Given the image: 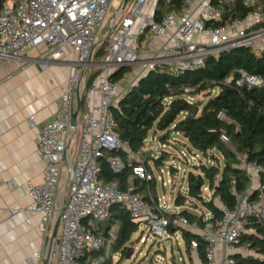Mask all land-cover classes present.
I'll return each mask as SVG.
<instances>
[{
	"label": "built area",
	"instance_id": "2783aa9c",
	"mask_svg": "<svg viewBox=\"0 0 264 264\" xmlns=\"http://www.w3.org/2000/svg\"><path fill=\"white\" fill-rule=\"evenodd\" d=\"M113 1L2 0L0 5V71L7 60H18L28 50L42 45L44 48L37 57L42 64L66 57L67 47L73 52V58L66 60L70 70L58 99L56 116L44 124L38 138L41 156L46 161L44 180L30 182L28 188L32 198L29 210L40 213L38 227L42 231L47 230L54 213L60 214L50 254L56 264H81L79 257L86 251H104L92 259V264H98L103 256L108 257L119 225L114 223L102 231L99 223L108 219L115 202L127 208L134 220L144 221L160 239L165 234L175 235L167 230L169 220L164 213L176 211L173 205L162 203L158 196V211L137 189L135 178L146 182L154 176L143 162L131 163V177L126 187L118 180L105 182L100 178L101 157L109 161L112 170L122 171L126 167L120 155L107 154L113 149L128 147L116 130L111 108L120 98L119 84L123 78L113 79L112 72L128 65L142 66L145 70L160 65L176 72L193 70L204 65L210 56L218 57L226 50L244 46L264 51V0H182L180 8L171 10L167 8L173 0H128L125 4V0H118L117 8L113 7ZM110 11L114 14L106 24ZM107 25L109 31L104 35ZM104 42H107L106 52L98 59L96 49ZM93 67L96 69L89 73ZM237 82L247 88L261 87L264 77L241 70ZM77 87L83 93V103L78 127L73 132L71 119ZM219 117L225 118V113L220 112ZM28 122L31 127L35 126L33 113L28 116ZM74 138L78 143L75 164L70 157ZM220 138L230 142L224 130ZM181 152L187 157L186 151ZM192 154L197 161L205 158L204 162H212L198 151ZM238 155L240 159L235 167L245 171L254 185L244 192H236L231 205L224 203L218 194L216 201L221 213L217 217L213 218L208 210L201 214L202 223L191 221L185 215L172 219L175 226L199 233L206 241L207 258L203 264H234L232 254L246 231L245 219L254 215L264 224V184L260 180L263 167L249 159L247 153ZM167 167L170 173V165ZM64 175L69 178L65 191L69 195L61 204ZM161 178L165 185L167 181ZM168 182L172 183V178ZM211 198L212 194L208 200ZM11 211L17 213L20 208L14 207ZM191 246L196 250L198 240L192 239ZM33 257L41 258V251H35Z\"/></svg>",
	"mask_w": 264,
	"mask_h": 264
},
{
	"label": "trees",
	"instance_id": "16d2710c",
	"mask_svg": "<svg viewBox=\"0 0 264 264\" xmlns=\"http://www.w3.org/2000/svg\"><path fill=\"white\" fill-rule=\"evenodd\" d=\"M182 0H173L167 8H180ZM2 0H0L1 5ZM103 45V46H102ZM96 49L95 57L100 58L107 49L104 42ZM131 66L121 67L111 76L115 80L122 79ZM241 70L261 74L264 77V51H255L251 47L226 50L218 57L210 56L204 65L193 70L177 71L164 65L143 73L127 91L111 106L115 116L116 130L121 139L128 144L127 148L113 149L107 154H118L126 162L122 171L112 170L105 157L100 159V178L105 181L118 180L123 187L130 181L131 163L143 162L148 171L153 173L152 162L161 168L166 161L163 149L161 156L147 155L146 146L150 136L167 145L180 141L190 152H200L202 156L212 159L204 162L202 159L196 167L200 173L188 172V190L191 196L199 198L213 214L220 215L221 210L216 196L228 205L235 202L236 192H244L250 183V177L245 171L235 167L239 161L238 153H247L249 159L261 164V183L264 184V86L247 88L237 81ZM203 94L204 98L199 96ZM224 112L225 118L219 113ZM226 131L230 138L227 143L220 138L221 131ZM214 150L223 155V165ZM140 154L141 160L131 153ZM177 167L170 164V173L176 175ZM138 191L144 192L145 200L158 210L157 178L141 182L135 178ZM208 180L213 194L210 200L204 198L202 186ZM142 183V184H141ZM141 188V189H140ZM186 195L180 190L175 199V205L185 204ZM111 213L105 222H100V230L104 231L114 223L119 225V233L112 250H122L127 255L128 246L134 232L140 224L134 220L130 211L123 208L120 202H115ZM159 211V210H158ZM168 218L167 230L176 234L181 230L186 242L188 253L193 249L192 239L198 240L197 256L202 263L206 262V241L199 233L172 224L176 216L185 215L191 221L202 223L201 215L188 208L181 211H165ZM163 213V214H164ZM105 225V226H102ZM246 231L241 235L239 246H246L249 254L240 251L233 252L234 264H264V224L254 215L245 219ZM104 228V230H103ZM103 250L86 251L79 257L81 264H92V259L98 258ZM98 264H105L100 261Z\"/></svg>",
	"mask_w": 264,
	"mask_h": 264
},
{
	"label": "crops",
	"instance_id": "0c3cea01",
	"mask_svg": "<svg viewBox=\"0 0 264 264\" xmlns=\"http://www.w3.org/2000/svg\"><path fill=\"white\" fill-rule=\"evenodd\" d=\"M43 48L42 45L30 49L18 60H7L0 71V264H46L48 242L59 214L54 213L47 230L42 231L38 227L40 213L29 210L32 202L28 194L29 183H41L46 168L38 138L44 124L56 116L58 99L70 70L66 60L73 58L72 50L67 47L66 57L42 64L37 57ZM134 68L119 84L120 97L147 71L142 66ZM77 90L78 87L76 94ZM32 113L36 119L34 127L28 122ZM72 149L73 144L70 157L75 164L78 144L74 151ZM135 157L142 159L140 154ZM63 168H67L66 161ZM63 181H66L65 177ZM254 184L250 180L248 186ZM68 195L66 192L65 197ZM14 207L20 211L12 213ZM241 248L239 246L236 251L245 254ZM35 251H41L42 257H33ZM188 254L192 264H203L195 249ZM48 264L56 262L49 258Z\"/></svg>",
	"mask_w": 264,
	"mask_h": 264
},
{
	"label": "rangeland",
	"instance_id": "374dc122",
	"mask_svg": "<svg viewBox=\"0 0 264 264\" xmlns=\"http://www.w3.org/2000/svg\"><path fill=\"white\" fill-rule=\"evenodd\" d=\"M130 1L131 0H129V2ZM112 5L114 8H117L120 5V2L118 0H114L112 2ZM113 14L114 12H109L106 19V24L109 22ZM108 31L109 27L107 25L103 31V34H107ZM195 38L204 40V38H202L201 36H196ZM100 45L98 47H100ZM131 69L135 70L136 68H134L133 66L131 67ZM131 69L125 73V77H127V75L131 73ZM93 70H90L89 73L93 72ZM173 71L177 73L175 70ZM199 98L203 99V94H201ZM72 143V150L74 151L75 146L78 144L77 138H74ZM163 149L167 150V153L164 155L166 161L162 166L164 170L161 171V168H158V166H156L154 162L151 161L153 173L157 178L156 191L161 198V202L172 204L176 211H181V209L183 208H188L197 215H201L202 213L208 211L207 206H205L199 198L196 199L195 197L191 196L189 190H186L188 187V172H192L194 174L200 173V168L196 166L202 161L193 159V154L180 141H173L170 144L163 146V143H161L159 140H156L155 137L150 136V139H148L146 150H151V154H153L155 157H159L161 156V152ZM182 150L186 151L187 157L182 156ZM213 153L217 154L220 157L219 163L222 166L224 160L223 155H221V153L217 150H214ZM188 159L190 161H188ZM203 159L205 160V158ZM172 163L179 168H177L176 175L168 173L169 167L167 166ZM161 177H163L167 181L165 185H163V179ZM66 178L67 176H65V180ZM169 178H172V183L168 182ZM180 189L183 190L182 192L187 197L185 204L176 206L175 199L178 196ZM202 189L204 198L208 200L209 195L213 194L212 189L209 188L208 180L205 181ZM64 197L65 194L61 198V204L63 203ZM139 224V230L133 233L131 242H128L126 244L129 249H133L130 258H127L126 255H122V250L113 251L111 249L108 257L103 256L104 258L101 261H104L105 264H192L181 230H178L173 237H168L165 234L163 239H160L150 231L149 226H147L144 221H140ZM241 250L245 254H249V252H252L251 250H248L246 246H242Z\"/></svg>",
	"mask_w": 264,
	"mask_h": 264
},
{
	"label": "water",
	"instance_id": "95a60500",
	"mask_svg": "<svg viewBox=\"0 0 264 264\" xmlns=\"http://www.w3.org/2000/svg\"><path fill=\"white\" fill-rule=\"evenodd\" d=\"M127 1L128 0H125L124 4ZM77 92L78 93H77L76 106L74 108L75 110H74V113H73V116H72V119H71V126H72V129H73V132L78 127L77 126L78 114L81 111V106H82V103H83V93L81 92L80 87L78 88ZM146 153L149 156V155H151L152 152H151V150H146ZM68 185H69V178L66 179V181H65V183L63 185V188H62V190L60 192L61 193V196H63L65 194V191H66ZM59 223H60V214H58L56 223L54 225V227H55L54 228V231H53V233H52V235H51V237L49 239V242H48L49 246H48V250H47V253H46V257L44 259V261H45L46 264H48V260L50 258L51 251H52V249H53V247L55 245L54 243H55V240H56V237H57V233H58V229H59V227H58L59 226ZM132 251H133V249H129L128 250L127 255H126L127 258H130L131 257ZM162 254H163V252H162Z\"/></svg>",
	"mask_w": 264,
	"mask_h": 264
},
{
	"label": "bare ground",
	"instance_id": "6f19581e",
	"mask_svg": "<svg viewBox=\"0 0 264 264\" xmlns=\"http://www.w3.org/2000/svg\"><path fill=\"white\" fill-rule=\"evenodd\" d=\"M68 173L66 172V175H67Z\"/></svg>",
	"mask_w": 264,
	"mask_h": 264
}]
</instances>
